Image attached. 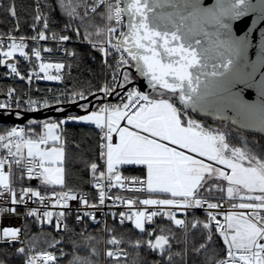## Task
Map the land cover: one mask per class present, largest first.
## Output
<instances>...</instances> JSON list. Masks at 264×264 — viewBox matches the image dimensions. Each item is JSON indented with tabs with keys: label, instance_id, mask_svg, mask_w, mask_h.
Segmentation results:
<instances>
[{
	"label": "snow or ice",
	"instance_id": "snow-or-ice-1",
	"mask_svg": "<svg viewBox=\"0 0 264 264\" xmlns=\"http://www.w3.org/2000/svg\"><path fill=\"white\" fill-rule=\"evenodd\" d=\"M39 3L37 0L33 29L36 22L42 21L43 24L42 30L30 38L35 42L31 55L25 51L28 45L24 36H20L18 42L17 37L9 36L7 45L0 36V64H6L10 73L21 80L25 77L14 59L17 53L29 62L33 58L40 61L42 51L74 55L64 47V42L71 37L49 28L50 17L42 15ZM245 3L246 0H215L206 6L205 0H130L122 8L112 0H59V7L67 17L62 31L74 32L79 40L83 29L84 39L104 54L105 66L112 72L111 79L99 89L102 96H97L91 87L67 89L65 86L59 94L53 93L51 100L29 97L24 102L28 112L49 108L53 104L60 105L55 108L56 112H65L64 105L75 104L88 114L72 115L69 112L59 119H29L26 126H12L0 133V151L6 150L0 155V205L9 200L13 205L0 206V216H19L18 206H23L24 216L34 218L40 225L42 243L48 248H55L61 240L45 232V225L54 226L57 232L70 231L65 223L67 217L75 214L77 222H85L87 218L99 224L101 221L96 212H100L113 219L118 215L120 224L131 221L135 229L146 233L149 239L136 241L135 247L146 244L165 264H187L190 236L196 233L204 237V242L198 247L192 244V250L203 255L204 264H264V145L251 142L253 147L250 148V142L241 136L244 147H230L225 135L219 131H208L193 119H188L185 126L181 117L186 113L170 102V97L181 93L195 94L201 75L209 67L213 69L211 75L216 74V65L211 61L220 29L228 26L226 21L239 18L241 12L238 9ZM48 7L53 11L51 5ZM101 7L103 10L98 11ZM7 11L16 16L14 2ZM124 13L129 16L128 31H120L117 37L116 26L121 25ZM98 20L104 23L98 24ZM46 40L57 41L56 49H42L40 41ZM109 57L115 62V70ZM9 59L13 62L8 63ZM47 59L51 60V56ZM228 64H231L230 60ZM124 66L134 67L136 73L147 77L152 92L160 98L138 90L134 83L138 77L129 70L120 71ZM71 67V64L67 65L68 70ZM65 69V62H40L39 71L45 75L38 78L63 81ZM49 70H54L55 74ZM31 80L29 75V85ZM158 88L167 92H158ZM168 93L171 94L169 98H163ZM90 95L93 100L88 99ZM7 96L9 100L0 102V109L9 111L13 107H24L16 89H9ZM109 97L117 102H108ZM15 116L23 119L20 111H15ZM121 121H126V126L121 127ZM67 123L94 125L102 133L104 143L100 156L106 164V172H98V165L94 162L90 165L92 182L98 189V203L92 202L89 194L66 183L64 125ZM37 126L42 127L41 132L35 130ZM129 126L135 130H130ZM114 135L118 137L116 143H113ZM125 165L144 166L146 175L143 178L122 175L120 166ZM25 176L29 181L38 180V186H23ZM113 188L147 193L148 198L110 194ZM106 200L112 203L106 204ZM73 201L76 204L70 203ZM119 205L125 210L118 214L104 212V208ZM195 209L206 213L207 222L195 215L191 220L187 218L189 210ZM177 211L183 212L185 218L178 219ZM159 216H166L182 230L183 239L176 240L184 244L182 252L173 251L172 240L176 235L171 229L159 227L160 234L154 239L151 237L157 228L146 232L145 225L153 223ZM26 225L27 221L23 232L20 227H4L0 230V242L13 246L18 242L20 246L15 255L25 264H58L54 252L35 250L38 238L27 239ZM189 229L195 231L190 233ZM213 229L227 247L222 259L218 258L215 247H209L213 242ZM105 231L114 230L106 226ZM84 239L91 254L99 256L100 252L91 245L95 238L88 235ZM125 242L122 234L111 235L106 243L113 248L105 251L106 257L121 264V256L127 255L121 248ZM73 244L75 246L76 242ZM0 264L5 262L0 260ZM69 264L97 262L76 255Z\"/></svg>",
	"mask_w": 264,
	"mask_h": 264
},
{
	"label": "trees",
	"instance_id": "trees-1",
	"mask_svg": "<svg viewBox=\"0 0 264 264\" xmlns=\"http://www.w3.org/2000/svg\"><path fill=\"white\" fill-rule=\"evenodd\" d=\"M15 4L16 16L13 17L9 11H7L10 3ZM0 35H17V36H29L34 33L33 23L34 17L37 10V0H0ZM49 5L53 11L49 10ZM40 11L42 14L50 17L49 25L51 26L52 31L59 32L64 34L63 27L67 22V17L62 13L59 7V0H40L39 3ZM55 21V23H53ZM98 24H103V21H97ZM37 24V22H36ZM71 37L73 40L76 39L74 32H71ZM80 41H86L83 37V29H81ZM74 52L72 57H68L64 52L54 51L52 54L43 52L41 61L43 62H65L66 69L63 81V85L69 87H77L81 89L91 87L92 91L96 94L99 90L100 83L104 77V66L100 58H97L95 61L91 60L90 55L94 53V50L88 45L84 44H73L70 45ZM32 47L28 48V51ZM56 49V46L50 47ZM31 52V51H30ZM51 56V60L47 57ZM15 61H17V67L22 76L26 78L29 75L34 76L39 72V62L35 61V58L31 62L25 61L19 55L15 56ZM71 64L72 67L70 70L67 69V65ZM24 80H21L19 77L11 76L7 77V71L4 67V64H0V91L4 94H7L9 89H16V92L19 93V96L24 94L31 93L33 96L47 93L48 90L54 86L53 83H36L33 85H28ZM91 96V95H90ZM89 96V97H90ZM177 97V96H175ZM76 115V113H71ZM198 119L208 120L214 124L221 125L226 127L224 130L226 133H232L231 130L245 134L249 136L251 142H256L260 145H264V136L258 133L246 131L241 129L233 124L232 121L225 120L223 118H213L209 116L199 115L196 112L194 113ZM50 117L59 119L60 117ZM39 121H44L48 118L38 119L33 118ZM28 122V121H27ZM25 122V126L27 125ZM14 124L10 123H0V133H2L6 128L12 127ZM229 128H228V127ZM65 134H64V147L66 153L65 159V171H66V183L69 187L81 191L89 190L92 187V172L90 165L91 163H96L98 165V172L101 167L99 165V155L101 152V135L99 129L95 126L76 124V123H67L64 125ZM231 129V130H230ZM37 132L42 131L41 126H37L35 129ZM125 171L132 175H142L145 176V170L143 167L138 166H123ZM193 215L196 218L203 222L206 221V213L204 212H192L189 216V220L193 219ZM27 221V239L31 240L33 237H41V227L31 218L25 219V224ZM67 225L70 231H61L57 232L55 229H44L45 232H50L53 237L57 240H61L59 245H56L55 248H48L47 245H43V249L54 252L57 256L58 264H69L74 256L79 255L82 257H89L93 261H96L97 264H103L104 256V242L111 238V235L115 234L124 236L125 243L121 245L123 251L127 253V257L120 259L121 264H165L164 260L161 259L158 253L152 252L147 248L146 244H141L139 248L135 247L136 241H146L149 237L146 233H141L135 228L132 227H121L117 224L111 223L108 228L113 229L114 231H107L106 236L104 233L103 225L90 227L87 223H76L72 216L67 217ZM159 227L165 229H171L172 233H175L176 239L172 240V248L174 252H182L184 249L183 243H177L176 240L183 239L182 230L176 226L173 222L167 220H159L154 225L147 227V231H151L153 228H157V231L153 233L152 239L155 238V235L160 234L158 231ZM190 233H193L195 230L189 229ZM203 231L202 229L200 230ZM213 236V242L209 245L210 248L215 247L219 252L218 258H224L226 256L227 247L223 243V238L219 236V233H215ZM91 235L95 238L91 242L92 247H95L99 252V256H93L91 254V248L85 243V237ZM73 241L76 242L75 246ZM99 241V243H96ZM204 242V237L199 233H196L190 236L189 251L187 254V264H204V257L201 254H197L192 250V244H195L196 247L200 243ZM108 245V244H107ZM20 245L11 246V245H0V260L5 262H10L12 264H22L24 260L17 258L16 259V249ZM108 247L113 248L112 245ZM36 251L40 249L35 248ZM6 251V254H5ZM61 252L63 255H61ZM108 264H115L114 260H109Z\"/></svg>",
	"mask_w": 264,
	"mask_h": 264
},
{
	"label": "water",
	"instance_id": "water-1",
	"mask_svg": "<svg viewBox=\"0 0 264 264\" xmlns=\"http://www.w3.org/2000/svg\"><path fill=\"white\" fill-rule=\"evenodd\" d=\"M129 2L130 0H124L125 7ZM209 3H215V0H205L206 6ZM238 11L241 12L239 18L226 21L228 26L220 29V38L214 47L211 61L216 65V74L211 75L213 69L209 67L201 75L195 94L181 93L176 98L180 106L197 109L205 116L230 120L241 129L264 136V3L262 0H246ZM126 18L128 25L127 13ZM97 53L100 55L99 51ZM229 60L231 64H228ZM12 62V59L8 60V63ZM133 71L138 77L134 83L150 94L152 89L148 78L140 76L135 69ZM88 99L93 100L94 97L90 96ZM56 107L60 106L35 112L15 109L0 111V123L24 124L33 118L65 116L69 112L80 115L87 113L75 104L70 107L64 105L67 109L65 112H56ZM91 108L90 105L89 111ZM15 111H20L23 119H17ZM37 183L36 179L27 180V184Z\"/></svg>",
	"mask_w": 264,
	"mask_h": 264
},
{
	"label": "built area",
	"instance_id": "built-area-1",
	"mask_svg": "<svg viewBox=\"0 0 264 264\" xmlns=\"http://www.w3.org/2000/svg\"><path fill=\"white\" fill-rule=\"evenodd\" d=\"M112 2L115 4V3H119L120 7H125L124 5V0H112ZM103 8L101 7V9H99L98 11H102ZM44 15V14H42ZM44 16H47V15H44ZM104 23V22H103ZM42 24L43 22L42 21H39L37 22L36 24V28L34 30V33L32 35H29V36H24L25 37V42L27 43L28 47L25 49V51H28V48L30 47H33L34 46V41H32L30 38L36 34V32L42 30ZM113 26H116L115 25V22H113ZM117 27V32H116V36L118 37L119 36V33L120 31H124V32H127V18H126V13H124L122 15V18H121V25L120 26H116ZM49 28L51 29V26L49 25ZM64 29V27H63ZM71 32L72 31H68V32H64V34H67L71 37ZM47 35H50L51 33L50 32H46ZM4 38V41H5V44L7 45V43H10V41L8 40V37L9 36H15L17 37V42H18V38L20 36H17V35H0ZM77 43H80V44H84V45H88L92 48V50H94V53L90 55V58L91 60L95 61L97 58H100L101 59V62L104 66V77L100 83V87L99 89L107 82L111 79V75H112V72L109 70V68H107L105 66V63H104V60H105V57H104V54L100 52V55L97 53L98 49L96 48H93L91 44H89L88 42L86 41H80V40H73V38L71 37V39L67 42H64V47L68 48L70 52L74 53L72 48H70L71 46L70 45H73V44H77ZM40 46L43 48H50L52 46H56L57 47V41H54V40H46V41H40ZM29 54L31 55V52L28 51ZM44 51H42L41 53V57H42V54H43ZM62 52V51H61ZM126 55V54H125ZM68 57H72L73 55H67ZM118 58V57H117ZM109 59V62L112 63L113 65V70H115V62L111 60V57L108 58ZM6 68V71H7V77L10 78L11 76L13 77L14 75L10 73V70L7 68V66L5 67ZM124 70H134V67L132 68H129L128 66H124L120 69V71H124ZM38 77H43L42 74H38L36 73L34 75V77H32V80H31V85L33 84H36V83H42V82H46L44 79H41V78H38ZM25 81L28 83L29 85V82H28V78L25 79ZM54 86H52L47 93H43V94H40V95H36V96H33L31 93H27V94H24L23 96H19L22 104H24V102H26L28 100L29 97L33 98V99H43V98H48L49 100H51L52 98V94L55 93V94H59L60 91H63L65 89V86L67 87V89H71L72 87H69L67 85H63L61 82H58V83H53ZM138 90L142 91L141 88L136 85ZM96 95L97 96H102V93L98 90L96 92ZM89 98V97H88ZM111 97L108 98V102H111V103H115L117 102L116 100H113V99H110ZM9 100V97L7 96V94H0V102H7ZM80 102V101H79ZM53 106H56L55 104H53L51 107ZM60 106V105H59ZM177 106L180 107V104L177 103ZM25 107H26V104H24V107H22L21 109H15V107H13V109L15 110H24L25 111ZM43 109H47V108H41L37 111H40V110H43ZM0 111H5V112H8L4 109H0ZM10 111V110H9ZM16 125H20V126H25V124H14L13 126H16ZM126 126V121H121V127H124ZM129 128H131V126H129ZM132 129V128H131ZM135 130V129H133ZM118 141V137H116L115 135L113 136V143H116ZM104 143V140L102 139V135H101V148H102V145ZM6 153V150L4 151H0V155H4ZM99 165L101 167L100 171H105L106 172V164L104 162V160L101 158V156L99 155ZM120 171L122 173V175H125V176H140L141 178H143L144 176L142 175H132V174H129L125 171L124 167L123 166H120ZM27 177L25 176V183L23 186L27 187V186H31V187H37L38 186V183L37 184H27ZM19 187V185H18ZM42 191H44V189H41ZM82 192L84 193H87L89 194V197H90V200L94 203H98V189H96L94 187V185L92 184V187L89 189V190H81ZM116 193H119L121 195H124V196H127V197H139L141 199L143 198H148V194L147 193H138V192H135V191H131V190H124V189H115L113 188L111 190V193L110 194H116ZM213 202H216L215 200H213ZM71 204H76L75 201L73 202H70ZM106 204H111V200H106L105 201ZM0 206H3V207H12L13 205L11 204L10 200L8 201V203L6 204H3V205H0ZM36 205H30V207H35ZM225 208H227V205H225ZM54 211L56 210H59V209H53ZM125 210V207L123 205H119L118 207H113L111 209H108V208H104V212L105 213H108L109 211H112V212H117V214L120 212V211H124ZM18 211L20 212V215L19 216H16L15 214H5L3 216H0V230H2L4 227H20L22 232L24 231L25 229V219L26 217L24 216L23 214V206H18ZM197 211H200V212H204L200 209H195V210H189L188 212V216L187 218L189 219V216L192 212H197ZM215 211V210H213ZM241 211H247V210H241ZM205 213V212H204ZM96 216H97V219L100 220L101 222L99 224H96L94 222H92L90 219H87L86 218V221L85 222H77V220L75 219V214L72 215V219H74V221L76 223H87L88 226L90 227H94V226H100V225H103L104 227V233H105V236H106V233L107 231H105V227L109 226V224L111 223H114V224H117L118 226H121V227H132V228H135L134 227V224L131 222V221H125L124 224H120L119 223V216L117 215L116 219H113V217L111 215H105V216H102L100 212H96ZM27 218H31L34 220V218L32 217H27ZM177 218L178 219H184L185 218V215L183 212H180V211H177ZM219 218V217H218ZM159 220H167V221H170L166 216H159V217H156L154 218V221L153 223L151 224H146L145 225V229H147V227L149 226H152L154 225L156 222H158ZM67 222V219L65 221V223ZM172 222V221H171ZM40 226V225H38ZM44 229H54V226H47L45 225L44 226ZM138 230V229H137ZM106 237H105V242H104V256H103V264H108L109 260H112L111 258H108L106 257L105 255V251L107 249H110V247H108L107 243H106ZM3 244H6V245H11V244H7V243H4V242H0V245H3ZM16 245H19L18 242H16L14 244V246ZM13 246V245H11ZM125 252V251H124ZM126 253V252H125ZM126 256H121L120 259H123V258H126ZM19 258L17 255H16V259ZM5 262V261H4ZM5 264H12L10 262H5ZM15 264V263H14ZM22 264H25V261H23Z\"/></svg>",
	"mask_w": 264,
	"mask_h": 264
},
{
	"label": "rangeland",
	"instance_id": "rangeland-1",
	"mask_svg": "<svg viewBox=\"0 0 264 264\" xmlns=\"http://www.w3.org/2000/svg\"><path fill=\"white\" fill-rule=\"evenodd\" d=\"M87 42V41H86ZM17 55H19L18 53H17ZM16 55V56H17ZM39 63L40 62H43V61H38ZM52 74H54L55 73V71L54 70H49ZM129 71H131L132 73H133V76L134 77H136L135 76V74H134V71L133 70H129ZM40 72V71H39ZM40 74H42L43 76L45 75V73H43V72H40ZM50 82H52V81H50ZM159 91H165V90H162V89H159L158 88V92ZM165 92H167V91H165ZM150 96H156V98H160L156 93H153V92H151L150 94H149ZM171 94L170 93H168L167 95H165L163 98H169V96H170ZM171 98V101L170 102H173L174 104H175V106L178 108V109H180V111L183 113V112H185L186 113V115H182V117H181V119H182V121L185 123V126H186V121L188 120V119H193V120H195L197 123H199L203 128H205L206 130H208V131H219V132H221L222 134H224L225 135V139H226V141L229 143V145H230V147H241V148H243L244 147V142L240 139V137L242 136L245 140H247V141H249L250 143L248 144V147H253V144L251 143V141L249 140V136L248 135H245V134H241V133H239V132H236V131H234V130H231V132L232 133H226L225 132V128L226 127H223V126H221V125H218V124H214V123H212V122H209L208 120H200V119H198L196 116H195V112L197 113V114H199V115H203V116H205L204 114H202L199 110H197V109H194V108H192V109H190V108H185V107H183V106H177V98L175 97V96H173V97H170ZM98 103V102H97ZM86 114H88V113H86ZM86 114H83V115H86ZM76 115H79V114H76ZM229 121V120H228ZM94 126V125H93ZM228 127V126H227ZM229 128V127H228ZM130 130H133V129H131L130 128ZM141 134H144V135H146L145 133H141ZM167 143V142H166ZM178 150H180V149H178ZM205 162L207 163L208 161L207 160H205ZM125 166H127V165H125ZM217 166H219V165H217ZM138 167H143L144 168V170H145V175H146V168L144 167V166H138ZM219 167H223V166H219ZM139 231V230H138ZM42 240H43V238H38V240H37V244L35 245V248L37 247V249H43L44 247H43V245H41V243H42Z\"/></svg>",
	"mask_w": 264,
	"mask_h": 264
},
{
	"label": "crops",
	"instance_id": "crops-1",
	"mask_svg": "<svg viewBox=\"0 0 264 264\" xmlns=\"http://www.w3.org/2000/svg\"><path fill=\"white\" fill-rule=\"evenodd\" d=\"M5 65V64H4ZM5 67V66H4ZM38 74H40V72H38ZM55 74V73H54ZM32 77H34V76H32ZM46 81V80H45ZM47 83H58V82H61V81H52V82H50V81H46ZM0 94H3L4 95V93L2 92V91H0ZM80 115V114H79ZM83 115V114H82ZM77 124V123H76ZM78 124H84V123H78ZM84 125H90V124H84ZM91 126H93V125H91Z\"/></svg>",
	"mask_w": 264,
	"mask_h": 264
}]
</instances>
